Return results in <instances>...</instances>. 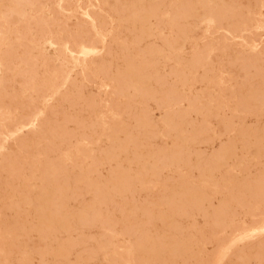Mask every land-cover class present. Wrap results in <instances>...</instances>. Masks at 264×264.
I'll list each match as a JSON object with an SVG mask.
<instances>
[{
    "label": "rangeland",
    "instance_id": "rangeland-1",
    "mask_svg": "<svg viewBox=\"0 0 264 264\" xmlns=\"http://www.w3.org/2000/svg\"><path fill=\"white\" fill-rule=\"evenodd\" d=\"M163 1H165L164 4ZM107 2L108 0H0V95L3 93L5 99L3 101V96H0V103L2 101L6 104L0 105V142L2 141L0 143V258L7 253L8 264H48L39 256L41 251L43 252V243L36 237L28 235L30 229L37 227L31 205L40 190V179L47 160V142L41 136L51 133L53 150H55L51 154L52 158H60L67 163L74 160L80 150L98 154L106 145L103 129L110 123L117 122L123 116L125 107L136 111L141 106L140 99L128 101L126 95L119 93L117 83L113 79L118 70H125L126 61L130 57L136 65L144 60L153 59V65H156V71L159 72L155 75L160 76L161 83L163 82L160 86L158 84L161 83H153V89L158 94L161 93L160 89L167 92L172 88L191 95L195 100L201 98L214 100L220 95L225 103L222 123L218 118H209L213 135L209 136L207 142L198 144L196 151L187 155V164H179L172 171H161L158 187L161 189L170 186L174 190L184 189L183 186L193 190L203 189L207 195V199L200 203L203 211L212 212L220 205L219 202L225 201L229 206V215L224 217L221 229L216 231L209 230L212 216L198 214L180 220L186 225L181 232L163 230L157 224L156 229L150 231L149 236L154 239L172 236L183 240L188 245L190 249L188 253H190L188 256L177 258L176 264H181L182 261H185L182 264H202L204 261L206 264H228L229 262L231 264L232 260L236 264H242L245 261V264H259L262 263V259L264 263V256L259 257L261 259L259 262L258 258L251 254L248 255L249 259L247 255L240 258L239 251H236V249L245 251L246 248H253L258 241H264V232L230 246L231 242L241 239L248 232L256 231L264 223V200H255L257 194L253 193L256 186L264 182V175H262L264 173V135L262 136L264 131V0H217L220 4L216 3V0H199V2L198 0H112L113 4L112 2L107 4ZM15 3L17 6L13 9L12 6ZM149 6L153 11L145 15L147 18L142 17L150 8ZM220 6H223L222 9ZM204 7L214 9L211 8L208 18L202 15ZM178 20L180 26H178ZM218 20H220L219 23ZM176 38L180 39L176 41ZM149 51L153 52L151 56ZM192 64L196 65L191 67ZM30 69H34L32 73L29 72ZM35 69H37L36 75L33 74ZM106 70L109 72L107 75H105ZM4 80L7 82L4 83ZM24 82L27 86H24ZM3 87H6V91ZM29 89H31L30 92ZM14 90L15 93H13ZM43 93L47 95L44 97ZM7 94L12 97L9 98ZM11 98L16 105L8 104V101L12 102ZM59 98H63L65 103ZM217 103L219 102H214L213 105ZM250 103L253 104V109ZM8 105L13 108L10 109ZM51 106L55 107L54 110ZM24 108L26 111H23ZM149 109L155 120L161 117V111L154 105L150 104ZM50 111L53 113L52 118H50ZM54 112L57 116L55 118ZM58 112L62 113L59 115ZM26 114H29L31 119ZM21 117L22 119L19 120ZM56 125L60 127H55ZM246 129L249 130L246 131ZM253 130L256 131L253 132ZM256 133L259 135H255ZM63 137L70 138L71 144L62 143ZM22 139H24L23 142H18ZM158 143L155 142V144ZM225 143L227 145L232 143L235 156L233 154L229 158L226 157L227 161L224 165L218 168L198 165L197 158L211 156L212 147ZM40 146L45 150L44 153ZM39 151L40 153H37ZM66 168L71 173L76 171V168L70 164ZM171 175H175L176 178L171 179ZM203 176L209 179V182H202ZM243 180L244 182L247 180L245 183H248V187ZM135 195L134 200L125 202V207L149 206L159 202L156 190L150 187ZM236 198L248 200L249 205L243 209L237 207ZM170 206L167 204L165 208ZM15 213L20 215L17 214L16 218ZM101 214L104 224L112 226L109 232L106 228L97 226L77 230L67 238L57 237L53 241L54 245L62 242L60 245L75 247L74 250L68 248L66 251V254L70 256L66 255L65 264H85L86 262V264H138L142 257L141 253L131 244L138 234H126L122 229L132 218L119 214L110 215L104 205L101 206ZM146 219L141 217L137 221L145 222ZM153 221L160 222L159 219ZM209 241L215 244L205 246L204 244ZM34 245H38V248L35 249ZM227 248H230L226 253L227 256L225 255L219 261L218 256ZM76 255L80 256L78 260ZM235 255L240 262L235 260ZM76 260L79 262L75 263Z\"/></svg>",
    "mask_w": 264,
    "mask_h": 264
},
{
    "label": "bare ground",
    "instance_id": "bare-ground-1",
    "mask_svg": "<svg viewBox=\"0 0 264 264\" xmlns=\"http://www.w3.org/2000/svg\"><path fill=\"white\" fill-rule=\"evenodd\" d=\"M200 1H204V0H200ZM111 2H112V0H110V2L108 0L107 4H110ZM164 2L165 1H163V4H164ZM198 2H199V0H198ZM219 2H217V0H216V3H219ZM239 2L240 1H238V3ZM131 3H133V2L131 1ZM140 3H142V2H140ZM225 3H226V1H225ZM112 4H113V2H112ZM114 5H115V3H114ZM143 5L145 6V4H142V6ZM16 6H17V3H15L12 6V8L15 9ZM93 6H95V5H93ZM111 6H110V8H111ZM222 7H221V9H222ZM224 7H226V6H224ZM156 8L157 7H155V9ZM171 8H172V6H171ZM189 8H190V6H189ZM211 8L212 7H204L203 8V14L202 15L204 16V18L209 17V15L211 14ZM214 8L216 9L215 6H214ZM177 9H179V8H177ZM131 11L133 12V10H131ZM150 11H153V9L151 10V7L148 10H146V13H144L142 17H145V15L147 16ZM104 12H106V11L104 10ZM190 12L191 11H189V13ZM123 15H124V13H123ZM93 16H96V15H93ZM97 16L100 17L99 14H97ZM119 17H120V15H119ZM121 17H123V16H121ZM198 17H201V16H198ZM100 18H102V17H100ZM145 18H147V17H145ZM15 19H16V17H15ZM194 19L196 20V17ZM219 21L220 20H218V23H219ZM177 23H178V26H180L179 25L180 21ZM218 23H216V24H218ZM104 24H106L105 21H104ZM53 25H54V23H53ZM141 25H142V23H141ZM233 25H235V24H233ZM143 26H145V25H143ZM236 26H237V24H236ZM194 28H193V31H194ZM219 28H220V26H219ZM227 31H228V29H227ZM145 34H147V33H145ZM178 36H179V34H178ZM177 39L179 40L180 38H176V41H177ZM178 44H180V43H178ZM77 45H78V43H77ZM181 47H182V45H181ZM202 47H204L203 44H202ZM179 48H180V45H179ZM109 49H110V47H109ZM155 49H156V47H155ZM104 50H106V48ZM136 53H138V52H136ZM152 54H153V52L149 51V55L151 56ZM14 55H15V53H14ZM4 57H5V55H4ZM7 58H8V56H7ZM140 58H141V56H140ZM131 60L132 59L130 57H128V60L126 61L125 70H123V71L118 70L116 72V74L114 75L113 79L117 83V91L119 93L126 95L128 101H132L133 99H140L142 101L141 106L136 111H131L129 107H125L126 110L123 112V116L121 118H119V120L117 122L110 123L109 125H107L103 129V133H104L105 138H106V143H105L106 145L98 154H92L88 150H80L77 157L74 160L67 163V162L62 161L60 158H56V157L52 158L53 156H51V154L53 153V151L55 152V150H53L54 144H53L52 136H50L51 133H49L47 136L45 134L44 135L42 134V136H41V138L46 140V142H47V144H46V151H47V153H46L47 158L46 159L47 160L45 159L46 163L43 167V174H42V177L40 179V185H41L40 190L35 195L34 200H32V205L30 204L32 207L31 210H32L33 217L37 220V227L34 226L35 228L30 229L28 231V235L30 237H36L39 241H41L43 243V245H42V246H44L43 252L41 251V254L39 253L40 254L39 256H41V259L44 262L47 261L48 264H65L67 261L66 260V255H67L66 251L70 247H68L64 244L60 245L62 242H60V244L54 245L53 241L56 240L57 237L67 238L68 236L71 235L72 232H75L77 230H85V229H88L91 227H97V226L104 227L109 232V230L112 226L107 225V224L105 225L103 220H102V214H101V206L102 205L105 206L106 210L109 211L110 215L119 214V215H122L124 217L132 218V220L129 221L122 229L126 232V234L127 233L138 234V236L135 235L136 237L131 241L132 246L135 248V250L140 252L141 256H142L140 258V261H138V264H176L175 261L177 260V258L179 259V257H181V256H183V257L188 256V254L190 253V252L188 253V251L190 250L188 245L183 240H180L176 237L169 236V237H161L159 239H158V237L156 239L150 237L149 236L150 231H152L153 229L155 230L157 227V224H159L163 230L178 233V232L183 231L185 226H186L183 224V222H180L181 219L194 217L195 215H198V214H200L201 216H209L210 215V216H212L213 220H212L211 224L209 225V230L210 231H216V230L221 229V227L223 225L224 217L229 215V206L227 205V203L225 201L219 202L220 205L215 210L213 209L214 211H212V212L210 211L211 213L210 212H204L203 208L200 206V203L207 199V195L205 194L203 189H194L193 190L189 187L183 186L184 189L174 190L170 186L165 187V188H161V189L158 187V184L160 181V172L161 171H163V170L172 171L179 164H184V165L187 164V162H188L187 155L190 152L196 151L198 144L207 142L209 140V136L211 134L213 135L212 131L210 130L209 118L210 117L218 118L219 121L222 123L223 117H224V107H225L224 106L225 103H223L224 101L222 100V97H220V95H218V98L214 99V100L205 99V98H201L200 100H198V99L195 100L191 95L185 94L183 91H180L177 89H172V88L170 90H168L167 92H163V91H161L162 89H160L159 91L161 93L158 94V92H156V90L153 89V83L157 82V84H158V83H161L162 80H161L160 76L155 75L156 73H159V72L156 71V68H155L156 65L155 66L153 65V62H154L153 59L144 60L139 65H136ZM182 61H183V59H182ZM163 65L165 66L166 64H163ZM195 65L196 64H192L191 67H194ZM157 66H158V64H157ZM229 68H232V67H229ZM31 69L29 72L32 73V71L34 69L33 70H31ZM194 69H196V68H194ZM7 70H10V69L7 68ZM36 70L37 69H35V73H33L35 75H36ZM198 70H200V69H198ZM183 71H181V72H183ZM190 72H191V70H190ZM193 72H194V70H193ZM107 74H109V72L106 70L105 75H107ZM180 76L181 75H179V77ZM200 76H203V75H200ZM33 78H34V76H33ZM30 80H31V77H30ZM30 80H29V82H31ZM63 80H64V77H63ZM5 81L7 82V80H4V83H6ZM26 81H28V80H26ZM25 82H24V84H25ZM162 83L158 84V85L160 86V85H162ZM184 83H185V81H184ZM18 84H20V83H18ZM30 85L31 84L29 83V86ZM185 85H187V84H185ZM24 86H27V85L25 84ZM24 86H22V87H24ZM62 86H63V84H62ZM165 86L167 87V85H165ZM38 87H40V85ZM41 87H42V85H41ZM5 88L6 87H3V89H5ZM20 88H21V86H20ZM8 89H9V84H8ZM25 90H26V88H25ZM30 90L31 89H29V92H30ZM35 90H37V88ZM5 91H6V89H5ZM40 91L42 94L41 89H40ZM13 93H15V90ZM43 95H44V93H43ZM46 95L47 94H45L44 97ZM226 95H227V93H226ZM230 95H229V98H230ZM0 96H3L2 99L4 101L5 99H4L3 93ZM7 96H8V94H7ZM63 96H64V94L62 95V97ZM10 97H12V96H10ZM48 97H49V95H48ZM250 98H251V96H250ZM62 99H60L61 102L62 101L64 102V100H62ZM247 99H248V97H247ZM10 100L12 101L13 99L11 98ZM249 100H252V99H249ZM13 101L12 102L8 101V104L10 103L12 105ZM70 101L71 100H69V102ZM47 102H49V101H47ZM214 102H219V103H217L214 106L213 105ZM91 103H93V102L91 101ZM1 104L3 105L5 103H2V101H1L0 105ZM26 104H27V102H26ZM39 104H40V102H39ZM150 104L154 105L155 108H157L158 110L161 111L162 115L159 119L155 120L154 117L152 116L150 109H149ZM5 105H4V107H5ZM13 105H16V104H13ZM252 105L253 104H251V107L253 109ZM10 106H9L10 109L13 108ZM19 107L22 108V106H19ZM33 108H35V107H33ZM54 108L52 107L53 110H54ZM243 108L245 109L244 106H243ZM29 109H30V107H29ZM38 109H39V107H38ZM254 109H255V106H254ZM24 110L26 111L25 108L23 109V111ZM36 111L38 112V110H36ZM37 112H36V114H37ZM32 113L34 114V112H32ZM32 113H31V115H32ZM262 113L263 112H261V114ZM11 114L13 115V113H11ZM21 114H23V113H21ZM51 114H53V113L52 112L50 113V118H52L51 116H53ZM57 114H59V112ZM26 115H27V117H30L29 114H26ZM55 116L56 115L54 112V118H55ZM20 119H22V117L19 118V120ZM30 119H31V117H30ZM67 119H64V120H67ZM11 120H13V119H11ZM24 120H27V119H24ZM24 120H23V124L25 122ZM2 121L3 120H1V122ZM28 121L30 122V120H28ZM47 121H49V120H47ZM4 122H5V120H4ZM65 125H67V124H65ZM57 126L58 125H56L55 127H57ZM58 127H60V126H58ZM222 127L224 128V126H222ZM241 127H243V126H241ZM14 128H16V127L14 126ZM79 128H80V126H79ZM249 128L252 129L251 127H249ZM81 130H83V129L81 128ZM220 130H221V128H220ZM229 130H230V128H229ZM248 130L246 129V131H248ZM10 131H13V129ZM255 131L253 130V132H255ZM262 131H263V129H262ZM223 132L224 131H222V133ZM38 133H39V131H38ZM250 133L252 134V132H250ZM263 133H264V131H263ZM263 133H262V136L264 135ZM31 134H32V132H31ZM255 135H259V134L256 133ZM253 136H254V134H253ZM37 137H38V135H37ZM256 138H254V139H256ZM259 138H260V136H259ZM24 139H22V141H18V142H23ZM261 139H260V141H262ZM15 142H16V140H15ZM61 142L66 143V144H71V140L68 137H63L61 139ZM155 142L156 143L159 142V143L155 144ZM257 142H259V141L257 140ZM35 143H38V142L35 141ZM41 144H42V142H41ZM231 144L227 145L225 143L224 145H220V146L215 147V148L212 147L213 154L211 156H208V157L197 158L199 161L198 165H200L201 167H212V168L221 167L227 161L226 157L229 158L230 155L232 156L233 154L235 156V151L233 150V145H231ZM9 146H12V145H9ZM256 146L257 145L255 144V147ZM20 147H19V149H20ZM41 147L42 146H40V148ZM58 147L59 146H57V148ZM35 148H36V146H35ZM28 149H30V148H28ZM36 149H35V151H36ZM11 150L13 151V149H11ZM26 150H27V148H26ZM42 150L43 149L41 148V151ZM254 150H257V149L254 148ZM44 152H45V150H43V153ZM253 152H251V154ZM17 153H18V151H17ZM25 153H27V152H25ZM37 153H40V151ZM227 154H229V155H227ZM3 159L7 160L6 158H3ZM87 159H89V161H87ZM32 162H33V160H32ZM14 164H16V162ZM68 164H70L72 167L76 168V171L74 173H71L66 168ZM8 165H9V163H8ZM4 167H5V165H4ZM245 169H246V167H245ZM218 171H219V169H218ZM243 171H246V170L243 169ZM1 172H2V170H1ZM262 175H264V173ZM16 177H14V178L17 179ZM170 177H171V179L176 178L175 175H171ZM260 179H261V177H260ZM263 179H264V176H263ZM202 182H204V183L209 182V179H207L203 176ZM223 182H224V180H223ZM243 182H244V180H243ZM245 182H247V180ZM245 182H244V184H246ZM240 183H238V184H240ZM0 184H1V182H0ZM180 184L183 185L181 182H180ZM247 184H246V186L248 187ZM149 187L151 189L156 190L157 201H159V202L161 201V203L154 202V205H149V206L143 205V206H136L133 208L125 207V202L127 200H134L136 193L143 191ZM221 192H222V190H221ZM253 193L257 194V195H255V200H257V201L264 200V182L262 184L256 186L255 191ZM245 194H247V193H245ZM241 197H242V195H241ZM137 198H139V196ZM244 199H245V197H244ZM143 202L145 203V201H143ZM235 202H236L235 205L239 208H242V209H243V207H247L249 205L248 200L243 201V199H239V198H236ZM167 204L171 205V206H170V208L166 209L165 205H167ZM18 212H19V210H18ZM17 214L15 216L16 218L18 215H20V214H18V215ZM25 215H27V214H25ZM141 217L147 218L146 221L145 222L137 221V219L141 218ZM21 218H22V216H21ZM155 219H159L160 222L156 223L155 221H153ZM206 219L208 220V218H206ZM19 220H20V217H19ZM126 220H127V218H126ZM177 220H179V221H177ZM27 222L28 221H26V223ZM27 225H29V224H27ZM21 229H23V228H21ZM263 232H264V223H263V226L261 228L257 229L256 231H252L250 233L248 232L245 236L242 237L243 239L241 238V239L235 240L234 242H231L230 246H232L235 242H239V241L244 240V239L246 240V238H251L255 235L262 234ZM6 233H7V231H6ZM100 237L102 238V236H100ZM199 237L201 238V236H199ZM17 238H18V236H17ZM69 240H71V239H69ZM26 241H27V239H26ZM71 241H73V240H71ZM88 241L90 242V240H88ZM220 241H218V242H220ZM14 242H16V241H14ZM103 242H105V240ZM36 244H38V243L36 242ZM208 244H211L213 246L215 244V242L209 241V242H206L204 245L207 246ZM39 245H40V243H39ZM67 245H68V243H67ZM35 246L36 245H34V247ZM37 246L35 247V249L38 248ZM220 246H222V244H220ZM30 247L31 246H29V248ZM9 248H10V246H9ZM40 248H41V246H40ZM74 248L71 247L70 249L74 250ZM215 248H217V246ZM10 249H12V248H10ZM15 249H16V247H15ZM229 249L230 248L225 249V251L220 256H218L219 261L225 257V255L229 251ZM7 250H8V248H7ZM17 251H19V250L17 249ZM236 251L237 252L239 251L240 258L242 256L245 257L246 255L248 256L249 254H251L255 258H258V260L260 262L261 259H259V257L264 256V241H258V243L253 248H251V247L248 249L246 248L245 251H241L239 249L238 250L236 249ZM8 252H10V251L8 250ZM35 252H36V250H35ZM234 253H236V252H234ZM14 255H16V253ZM83 255H85V254H83ZM236 255H237V253H236ZM236 255L234 257H236ZM67 256L69 257L70 255H67ZM86 256H87V253H86ZM6 257H7V253H5V255L0 258V264H8ZM75 257H77V260H78V257L80 258V256H77V255ZM81 257H82V255H81ZM190 257H192V256H190ZM237 257H238V255H237ZM236 258H235V260L239 261L238 260L239 257L237 259ZM247 258L249 259V256ZM82 259L84 260V258H82ZM77 260L75 261V263L77 262ZM85 260L88 261V259H85ZM242 261H244V260H242ZM110 262H112V261L110 260ZM115 262H116V260H115ZM182 262H181V264H182ZM83 263H84V261H83ZM222 263H223V261H222ZM245 263H246V261H245ZM245 263L242 262V264H245ZM255 263H256V261H255ZM202 264H206V261H204ZM228 264H230V262ZM231 264H236V262L234 260H232ZM259 264H264L263 259H262V263H259Z\"/></svg>",
    "mask_w": 264,
    "mask_h": 264
}]
</instances>
